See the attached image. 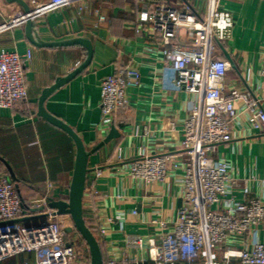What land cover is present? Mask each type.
Returning <instances> with one entry per match:
<instances>
[{"label":"crops","instance_id":"1","mask_svg":"<svg viewBox=\"0 0 264 264\" xmlns=\"http://www.w3.org/2000/svg\"><path fill=\"white\" fill-rule=\"evenodd\" d=\"M24 1L30 6L50 0ZM0 8V50L32 53L25 70L27 100L0 108V173L15 181L27 210L24 219L29 220L51 212L47 208L50 200L69 198L77 147L66 132L39 115V102L57 80L85 61L87 50L79 45L37 47L29 42L25 26L2 31L7 16L23 8L8 0H0ZM224 8L234 18L231 38L220 49L221 57L228 61L224 49L233 62L225 80L227 91L248 92L264 108V0H228ZM142 9L138 0H74L34 22L32 31L43 43L85 38L92 44L90 66L53 91L43 107L74 130L90 153L83 216L97 239L98 227L106 229V238L100 240L104 256L112 252L122 257L126 237L148 238L159 230L152 221L171 223L181 207L178 175L171 174L161 185H146L129 174L130 163L142 147L151 154L179 149L180 142L170 139V131H183L191 100L184 90L173 86V72L167 69L155 31L137 21ZM100 16L105 17L104 22ZM126 65L139 69L140 86L129 90L128 107L113 117L110 127H103L101 84L116 68ZM236 108L232 141L219 145L213 156L228 162L234 176H256L260 182L251 197L263 196L264 130L249 127L245 103H237ZM113 129L117 137L106 142ZM35 206L46 209L34 213ZM66 219L73 228L71 218ZM70 234L76 236L83 255L90 260L81 236L75 230L66 232L68 240ZM24 259L23 254L4 264H23Z\"/></svg>","mask_w":264,"mask_h":264},{"label":"built area","instance_id":"2","mask_svg":"<svg viewBox=\"0 0 264 264\" xmlns=\"http://www.w3.org/2000/svg\"><path fill=\"white\" fill-rule=\"evenodd\" d=\"M138 1L143 9L137 21L155 31L167 69L173 72V86L191 100L183 131H170V139L179 140V149L151 154L142 147L130 163L129 174L146 185H161L171 174L178 175L181 207L171 223L152 221L159 230L148 238L126 237L124 255L108 252L104 264H264V195L251 197L260 180L234 176L228 162L213 156L219 145L232 141L237 103L246 104L249 127L264 130L260 101L248 92L227 91L230 64L220 49L234 27L231 12L224 8L228 0ZM172 1L181 9L170 7ZM73 2H33L29 14H9L2 31L24 27L28 17L38 22ZM99 20L104 22L105 17ZM31 60V51L20 55L0 50V108L27 100L25 70ZM261 77L264 80V60ZM141 78L138 68L126 65L103 80V127H110L113 117L128 107L129 90L138 88ZM26 213L16 184L0 173V264L23 254L34 258L23 264H90L76 236L66 238L68 216L49 212L46 217L25 220ZM106 236V229L99 226V242Z\"/></svg>","mask_w":264,"mask_h":264},{"label":"water","instance_id":"3","mask_svg":"<svg viewBox=\"0 0 264 264\" xmlns=\"http://www.w3.org/2000/svg\"><path fill=\"white\" fill-rule=\"evenodd\" d=\"M10 3H17L22 8L26 14L30 13V6L24 0H8ZM33 27L34 22L31 21L30 17H28V21L25 25L26 35L30 43L37 47H62V46H82L87 50V58L85 61L80 64L73 72H71L68 76L57 80L56 84L47 89L42 98L40 99V108L39 115L53 124L54 126L60 128L64 132H66L75 142L77 147V156H76V167L73 174V179L70 188V194L68 200L64 201H53L50 200L47 208L55 215H66L69 216L73 222V228H67L66 232L72 233L74 230L81 236L83 241L88 246V250L90 253V264H104V255L102 252V248L100 246L99 240L87 226L86 221L83 216V196L86 188V179L87 174L89 172L88 162L90 153H88L85 149V146L79 136L72 130L69 126L63 123L61 120L55 118L54 116L48 114L43 107L44 101L46 98L55 90L69 83L79 74H81L84 70H86L93 60V48L92 44L89 40L85 38H75L69 41L64 42H56V43H43L37 41L33 36ZM223 53L225 57L228 59V62L233 66V62L228 53L223 49ZM117 137V132L115 129L112 130L110 136L107 138L106 142L111 140L112 138ZM46 207L33 209V212L44 211ZM48 213L42 214L40 216H33L28 218L29 220H36L38 218L46 217Z\"/></svg>","mask_w":264,"mask_h":264},{"label":"trees","instance_id":"4","mask_svg":"<svg viewBox=\"0 0 264 264\" xmlns=\"http://www.w3.org/2000/svg\"><path fill=\"white\" fill-rule=\"evenodd\" d=\"M13 182L15 183V181L13 180ZM16 184V183H15ZM93 233L95 234V232H94V230H93ZM96 235V234H95ZM100 246H101V243H100ZM104 255V254H103ZM24 257L26 258V259H24V261L25 262H31L32 261V256L31 255H29V254H24ZM104 259H105V256H104ZM24 262V263H25Z\"/></svg>","mask_w":264,"mask_h":264},{"label":"rangeland","instance_id":"5","mask_svg":"<svg viewBox=\"0 0 264 264\" xmlns=\"http://www.w3.org/2000/svg\"><path fill=\"white\" fill-rule=\"evenodd\" d=\"M170 7H172V8H174V9H181V6H180V4H178L177 2H170ZM32 224H35V222L34 223H32ZM70 237L72 238V235L70 234Z\"/></svg>","mask_w":264,"mask_h":264}]
</instances>
